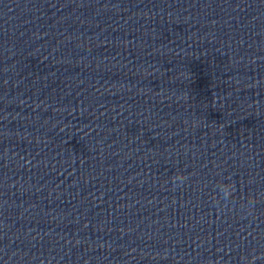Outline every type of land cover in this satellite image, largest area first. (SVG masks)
I'll return each mask as SVG.
<instances>
[{
    "label": "water",
    "instance_id": "obj_1",
    "mask_svg": "<svg viewBox=\"0 0 264 264\" xmlns=\"http://www.w3.org/2000/svg\"><path fill=\"white\" fill-rule=\"evenodd\" d=\"M0 264H264V0H0Z\"/></svg>",
    "mask_w": 264,
    "mask_h": 264
},
{
    "label": "clouds",
    "instance_id": "obj_2",
    "mask_svg": "<svg viewBox=\"0 0 264 264\" xmlns=\"http://www.w3.org/2000/svg\"><path fill=\"white\" fill-rule=\"evenodd\" d=\"M187 177L176 176L172 178L173 187L182 186L186 181ZM235 191V186L230 182H223L216 187V200L217 202H228L231 200L233 193Z\"/></svg>",
    "mask_w": 264,
    "mask_h": 264
}]
</instances>
